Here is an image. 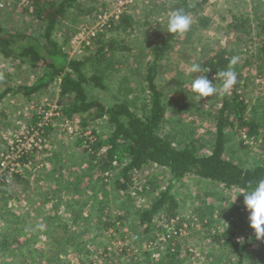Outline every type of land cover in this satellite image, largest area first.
<instances>
[{
  "label": "trees",
  "instance_id": "trees-1",
  "mask_svg": "<svg viewBox=\"0 0 264 264\" xmlns=\"http://www.w3.org/2000/svg\"><path fill=\"white\" fill-rule=\"evenodd\" d=\"M26 1L29 8L27 7L25 11L33 16L34 22L38 24L37 34L6 28L3 25L4 20L0 18V56L5 60L17 61L29 69L39 70V76L31 85L18 86L15 90H7L0 94V100L8 92L29 97L35 93L57 88L56 105L59 107L60 114L77 122L82 129L80 138L72 146L73 149H80L79 154L81 155L71 151L68 155L70 165H76L77 159L78 165L83 167L79 179L85 185L82 190L84 193L89 190L90 192L87 194L92 196L96 184L100 187L99 202H103L108 197V189L112 186L116 195L122 193V196H125L129 201L133 200L132 192L141 194L146 191L155 192L158 186L154 183L155 181H152L153 177L150 181L146 179L142 186H135L131 189L134 177L148 166L166 170L170 177L167 187L151 199L147 207L143 209L137 207L133 213H126V209L121 208L122 211H119V215L116 217V220L120 222L119 226L115 227L117 224L108 223L105 229L107 232L112 228L114 233L125 240L128 233L122 229L126 228L129 230L128 232H132L135 226L142 228L139 233L141 237L139 242L150 243L152 247L148 251L142 252L137 257L133 256L129 261L126 259V261L116 263H111L114 257L109 248H104L100 252L85 249L81 255H85L86 260L91 257L89 264H96L97 259H103L102 264L107 262L111 264H192L189 259L194 257V253L190 249L194 250V246L181 247L177 241V237L185 227L183 220L177 216L175 211L177 208L173 189L175 183L186 177H192L208 181L227 191L240 192V189L254 188L259 180L264 179V160L255 166L245 168L236 164L234 159L227 157L230 148L236 141L238 146L246 148L248 146L244 145V142L251 140L254 145H259L261 152H264V100L257 99L254 104H251L242 97V91L247 87V83L241 71L242 66L238 62L237 54L239 53L235 48L223 45L214 47L210 51L206 49L207 51L201 53L196 60V64L208 71L199 73L189 71L190 85L195 78L205 75L209 80H212L217 89H221L220 100L213 99L216 103L215 112L210 114L209 121H205L211 134L208 140L200 133L196 138L192 137L194 136L193 131H184V126L181 123L176 120L175 124L173 121L170 123L166 116V96L157 85L161 69L168 62L175 46L180 45L184 50H187V46L190 48L203 46L204 42L197 30L209 26L211 19L199 14V10L210 0H200L195 5L190 0H178L173 11L182 9L195 22L194 26L191 25L190 30L183 34L185 37L182 42L183 35L169 34L166 30L164 35L155 37L156 41L148 43L150 44L149 49H146V53L143 52L148 61L143 67L141 87L145 99L141 110L138 111L131 108L130 102H122L113 97L110 98L113 101L112 104L105 105L98 99L92 98L89 89L102 92L112 91L106 85L105 80L112 74V71L119 73L118 70L122 68L123 64L125 67V63L118 65L117 61L119 60L116 57L127 53L128 56L126 55L125 59H128L131 48L126 37L129 38L132 34L137 35L144 28L155 24L157 26L159 24L157 19L149 18L141 23L136 21L129 11H124L117 19L111 18L100 32L89 38L92 40L91 46L82 44L86 52L83 58H75L69 57L65 51L68 38L65 37L59 42L56 35L63 29H65L64 31L70 30L69 21L73 22L78 11L82 12L81 7L86 1ZM260 1L264 3V0ZM90 11L91 8H88L86 12ZM148 11H153V7L151 11L150 9ZM252 21L255 22L254 27L251 25ZM144 32L146 33V31ZM226 32L234 35L235 41L237 40L239 43L245 39L254 40L256 53H254V57L253 54L251 55V59H260L261 63L264 62L263 11H260L254 20L244 15L239 17L232 14L230 22L226 26ZM72 33L69 34L72 35ZM144 40L146 39L144 38ZM143 46L141 47L144 48ZM249 52L250 48L246 47L240 51V54L247 56ZM233 59L236 61L235 64L231 63ZM244 62L249 66L252 63L250 57ZM114 66L117 67L112 70ZM229 68L235 71L237 83L230 89H224L223 80L217 74L220 71L229 70ZM190 110L193 112L194 108H189L188 112ZM101 119L105 120L109 128L106 136L96 135L95 130L91 131L89 137L85 136L87 129L91 126L90 123L93 124ZM38 121L39 119H33L32 126L35 127ZM43 129V136L48 135L51 131L50 126ZM24 161L27 162L28 159H24ZM94 170H97L98 173ZM113 172L115 173L112 175ZM93 173H95V177L92 175ZM106 174L110 175L106 176ZM19 175V173L14 174L11 184L17 181ZM111 176L112 184L109 182ZM73 178L77 180L76 177ZM93 178L96 179L95 184H93ZM207 196L211 198L215 195L208 194ZM40 197H43L42 193H40ZM32 202L35 203L34 200ZM211 207H213L212 204ZM206 215L207 213L200 215V226L204 227L202 240L206 243L204 246L209 245L211 250H209L208 256H205L206 259L215 257L212 254L217 253L216 262L244 264V254L252 242L260 241L261 244H259L264 246V239L259 240L254 235L246 238L245 242L236 241L237 235L234 232L221 230L218 227L213 228L212 223H205L206 221L203 220L210 216ZM87 216L89 218L91 215L88 213ZM163 216L166 219L165 223L162 222L161 225L156 226L154 222L156 217L161 219ZM37 218L39 219L34 224L29 225L23 222L18 227L12 228L11 226L16 225L15 223L19 219L6 217L5 225L7 224L8 227L6 233H0V256L10 257L18 261V264H41L44 260L46 264L53 262L55 264H70L66 261L62 263L59 256L45 257L44 253L48 251L50 254H55V252L60 254L59 251H61L66 254V248L72 247V244H81L77 241L80 240L78 235L68 233L67 223L57 217L55 219L49 217L50 222L45 223V226L41 222V218L39 216ZM134 222L137 225L131 224ZM26 227L32 229H27V231ZM158 237L161 243L159 241L156 243ZM20 239L27 241L23 243ZM163 239L165 242H162ZM13 241L17 243H13ZM35 244L39 245L40 250L31 249ZM158 244L162 246L163 250L158 247L160 246ZM123 248L120 252L121 257L128 253L127 248ZM153 254L159 256V261L153 260ZM223 255L224 258H222ZM126 258L128 257L126 256ZM185 261L187 262L185 263ZM72 264L84 263L76 261ZM207 264L214 263L211 260Z\"/></svg>",
  "mask_w": 264,
  "mask_h": 264
},
{
  "label": "rangeland",
  "instance_id": "rangeland-1",
  "mask_svg": "<svg viewBox=\"0 0 264 264\" xmlns=\"http://www.w3.org/2000/svg\"><path fill=\"white\" fill-rule=\"evenodd\" d=\"M22 1L27 2L26 0H0V18L4 20L3 25L11 30L26 31L27 33L35 32L37 34L38 24L34 22L33 16L26 13L25 10L27 7L25 6V2ZM84 1L86 2L81 7L82 12L78 11V15L73 22H71V19L69 21L71 24L70 30L64 31L65 29H63L62 31L64 32L61 31L62 33L60 32L56 35L59 42L65 37L68 38L65 51L69 57L83 58L86 52L82 44L84 43L86 46L92 45V40L89 38L93 36L88 35L91 32H95L96 35L102 30V26L100 28L97 26L100 23L98 22L99 17H102V24H106L111 20V15H115L119 9L116 5L118 0ZM190 1L195 5L200 0ZM177 2L178 0H149L145 5L150 7L135 4L124 9V11H129L133 14L135 20L138 22L142 23L149 18H153L157 19L159 24L156 26L153 22L155 24L154 26L144 28L137 35L132 34L129 38L126 37L131 48V53L127 60L125 59L126 55L128 56L127 53L126 55L116 57L119 60L117 61L119 62L118 65L125 63V67L123 64L122 68L118 70L120 71L119 73L112 71V74L105 80L106 85L112 91L102 92L89 89V94L92 98L98 99L105 105L112 104L113 101L110 98H118L122 102H130L133 110H141L145 99V95L141 92L143 67L148 61L144 53L150 47L148 43L156 41V36L164 35L166 32L167 17L175 9ZM152 7L153 11H151ZM88 8L94 9V11L86 12ZM149 9L151 12L148 11ZM199 11V14L211 19L208 24L209 26L198 28L199 30H197L200 33L199 36L202 42H204L203 46H197L196 48L187 46L188 51L184 50L180 45L175 46L168 62L161 69L160 79L157 85L166 96V116L170 123L173 121L175 124L174 121L176 120L184 126V131H193L194 136L192 137L196 138L200 133L208 140L211 134L205 121H209L210 114L215 112V100H220L221 89H217V92L214 94L216 96L215 98H211V96L202 98L200 102L193 100L194 94L189 83L190 68L193 64H196V60L200 57L201 53L207 50L210 51L214 47L227 45L230 48H235L239 54L241 50L249 47L250 52L247 56L237 54L238 62L242 66L241 71L247 83V87L242 91V97L251 104H254L257 99L264 100V62L261 63L260 59H251V55L253 54L254 57V53H256L254 40L245 39L239 43L237 40L235 41L236 37L234 35L226 32V26L230 22L232 14L238 15L239 17L244 15L254 20V17L260 11L264 12V3L260 0H210ZM194 24L195 22L192 21L191 25L194 26ZM251 25L254 27L255 22L252 21ZM68 32L73 33L71 35ZM230 35L231 37H229ZM184 37L185 35H183L181 42ZM142 45H144V48L141 47ZM229 47L228 50H230ZM249 57L252 62L250 66L244 62ZM117 66H114L112 70ZM38 76L39 70H32L22 64H16L13 60H0V94L7 90H15L18 87L17 85H30ZM53 92H55V95H53ZM56 93L57 88H54L47 92L35 93L29 97H24L20 94L14 95L13 92H8L3 96L0 100V138L2 139L4 137L5 140L2 139L3 142H0V153L9 146L13 139L24 134L32 127L33 119H37L38 117V109L36 110V108L40 107L43 109L46 107L45 109L50 113H52V110L57 111L59 109L56 105ZM22 101L23 103H21ZM189 108H194V111L191 112L190 110L188 112ZM56 113L50 118L49 125L51 131L45 136L42 146L36 155L30 159V164L23 170L21 169L23 173L27 171L29 181L33 187H37L40 190L42 188L41 193L44 199L33 207L32 204H27L29 201L22 194L18 193L19 191L16 190L15 185L10 189L7 188L3 195H6L7 199L9 198L8 207H10L13 213L19 215L17 218L19 220L17 222L15 221L16 225L11 227H18L23 222L31 224L35 220L33 217H36L38 214L44 226L45 223L50 222V218L55 219L57 217L65 221L68 226V233H76L80 239L77 241L81 244H72V247L65 249L66 254H63L61 251H59L60 254L56 252L55 254H50L48 251L44 253L45 257L49 256L54 258L55 256H59L62 263L66 261V263L72 264L76 261H81L84 264H89L91 257L86 260L85 255H81L85 249L92 252H100L104 248H109L114 257L111 263L126 261V259L129 261L133 256L137 257L142 252L148 251L152 247L151 244L139 242L141 239L139 233L142 228L135 226L136 230L134 229L132 232H128L129 230L126 228L122 229L128 233H126L125 240L114 233L112 228L107 232L105 229L108 223L117 224L115 227L119 226L120 222L116 220V217L119 215L118 212L122 211L121 208L126 209V213H133L137 207L141 209L147 207L151 199L155 198L169 184L170 177L168 171L148 166L134 177V184L131 189L135 186H142L146 179L150 181L152 180L151 177H153L154 180L152 181H155L154 183L158 186V189L153 193L147 191L142 194L132 192L133 200L129 201L125 196H122V193L116 195L112 186L108 189V197L103 202H99L100 187L96 184L92 196L87 194L90 192L89 190H86V193H84L82 190H84L83 187L85 185L79 179L83 167L78 165L77 159L76 165H70L69 153L71 151L80 153V149H73L72 146L80 138L82 129L74 120L67 119L59 112ZM66 121H69V126L73 131L72 133L69 132ZM90 125L85 136L89 137L92 130H95L96 135L98 134L102 137H105L109 132V128L104 119L96 121L93 124L90 123ZM236 143L230 148L227 157L234 159L239 166L250 168L259 164L261 160H264V152L259 150L258 144L254 145L251 140H246L244 145L248 147L243 148ZM200 149L203 150V148ZM52 165L58 168L63 167V171H59V176L57 171L53 174L49 172V167ZM94 171L97 172V170ZM92 175L95 177V173ZM42 177L45 178V181L40 182ZM73 177H76L77 180H74ZM92 180L93 184H95L96 179L93 178ZM109 182H113L112 176L109 177ZM8 185H11V182ZM173 189L177 201L175 211L177 216L183 220V226L185 227L182 229L184 231L177 237V241L181 247L194 246V250L190 249L194 253V257L189 259L192 264H207L211 260L214 264H222V262H216L217 253H211L215 257L205 258L211 250L209 245L207 247L204 246L206 243L202 240L204 227L200 226L201 214L207 213V215H210L203 221H206L205 223H212L211 226L213 228L218 227L221 230L234 232L237 235L235 240L238 242H245L247 241L246 238L254 235L248 226V213L243 206L242 193L227 191L208 181H202L192 177H186L175 183ZM208 194H214L215 196L209 198L207 196ZM90 196L91 198L89 199ZM211 204L213 207L210 208ZM1 206L2 204H0V233L4 234L6 233L5 231L8 225H5L6 215L3 214ZM88 213L91 215L89 218H87ZM164 218L165 216L161 217V219L156 217L154 220L155 225L158 226L162 222L165 223L166 219ZM35 221L37 222L38 220ZM131 224L137 225L136 222ZM27 229L28 227H26ZM26 239H20V241L26 243ZM158 241L161 243L159 237L156 243H159ZM13 243L17 242L13 241ZM259 243L261 244L260 241H254L248 247L247 252L244 254V264H264V246ZM158 247L162 249L161 245ZM36 248L40 250L37 244L31 249L36 250ZM122 248H127L128 253L126 256L128 258L126 256L121 257L120 252ZM225 255L227 256L228 254L226 253ZM152 257L153 260L157 259L159 261L158 255L153 254ZM222 258H224V255ZM29 259L28 262L30 261ZM103 261V259H97L96 264H102ZM0 264H18V261L10 257L0 256ZM41 264H46L45 260ZM52 264H55V262Z\"/></svg>",
  "mask_w": 264,
  "mask_h": 264
},
{
  "label": "clouds",
  "instance_id": "clouds-1",
  "mask_svg": "<svg viewBox=\"0 0 264 264\" xmlns=\"http://www.w3.org/2000/svg\"><path fill=\"white\" fill-rule=\"evenodd\" d=\"M191 24L190 17L182 9H177L168 15L166 30L169 34L183 35L190 30ZM235 62L233 59L231 63L235 64ZM201 71L208 70L202 69L199 64H193L190 68L191 73ZM217 75L223 80L224 89H230L237 83V75L231 68L220 71ZM191 90L194 94L193 100L197 102H200L202 98L213 96L217 92L212 80H209L205 75L198 76L192 81ZM239 191L243 196L244 209L248 213L247 220L251 232L257 239H264V179L259 180L252 189H240Z\"/></svg>",
  "mask_w": 264,
  "mask_h": 264
},
{
  "label": "built area",
  "instance_id": "built-area-1",
  "mask_svg": "<svg viewBox=\"0 0 264 264\" xmlns=\"http://www.w3.org/2000/svg\"><path fill=\"white\" fill-rule=\"evenodd\" d=\"M147 0H118L116 5L119 7L115 15H111V18L117 19L121 13L124 12V9L128 6H133L137 4L145 3ZM25 2V1H22ZM25 6L29 8V4L25 2ZM31 9V8H30ZM31 11V10H30ZM99 28H103L105 24H102V17L98 19ZM88 36H95V32H91ZM44 107L43 109L36 108L39 121L37 122L36 126H32L29 128L24 134L20 135L19 137L13 139L8 147L4 151L0 153V188L5 185L9 184L14 177V174L22 172L27 165L30 164V158L34 157L37 151L42 146L45 135L44 134V127L50 126V118L59 112L52 110V113L48 112ZM60 113V112H59ZM52 114V115H51ZM68 125V130L72 133V129L69 126V121H66ZM103 152V150H102ZM24 159H28L27 162ZM109 174H106L108 176ZM140 189V188H139ZM162 242H165L163 239Z\"/></svg>",
  "mask_w": 264,
  "mask_h": 264
},
{
  "label": "crops",
  "instance_id": "crops-1",
  "mask_svg": "<svg viewBox=\"0 0 264 264\" xmlns=\"http://www.w3.org/2000/svg\"><path fill=\"white\" fill-rule=\"evenodd\" d=\"M94 9H95V7H94ZM91 10H93V9H91ZM94 11V10H93ZM0 60H5L4 58H2L1 56H0ZM16 64H20V63H18L17 61H14ZM21 65V64H20ZM23 65V64H22ZM25 66V65H24ZM34 82V81H33ZM32 82V83H33ZM31 83V84H32ZM30 84V85H31ZM17 86H19V85H17ZM14 95H19V93H14ZM20 95H22V94H20ZM24 97H26V96H24ZM21 100V99H20ZM21 103H23V101L21 102ZM12 126V125H11ZM6 133V132H5ZM1 134V133H0ZM3 134V133H2ZM10 138V137H9ZM2 139L3 140H5L4 139V137H2ZM1 138H0V142L2 143L3 142V140H2ZM58 164H59V161H58ZM61 168L62 167H55L54 165H52L51 167H49V172L51 173V174H53V173H55L56 171L58 172V176H59V171H61ZM20 175H19V178L17 179V181L14 183V184H11V185H7V186H2L1 187V189H0V204H2V212H3V214L4 215H6V217L7 218H9V217H19V215L18 214H16V213H13L12 211H11V209H10V207H8V205H9V198L7 199V197H6V195H3L4 194V192L6 191V189L8 188V189H10V188H12L14 185V187L16 188V190L17 191H19L18 193H20V194H22L24 197H25V199H27V201H29L27 204L28 205H30V204H32V206L34 207L38 202L40 203L41 201H43V199H44V197H40V193H41V190H42V188H41V190L40 189H38L37 187H33V185L31 184V182L29 181V177H28V173H27V171L26 172H20L19 173ZM44 176V175H43ZM55 179V178H54ZM42 181H45V178H43L42 177V180L40 181V182H42ZM11 182H13V181H11ZM24 186H23V185ZM22 188V189H21ZM17 195V194H16ZM32 200H34L35 201V203H33L32 202ZM4 209H5V211H4ZM11 212H10V211ZM39 216V214L38 215H36V217L34 216L33 217V219H35V220H38V217ZM40 217V216H39ZM34 220V221H35ZM45 220H47V218H45ZM33 221V222H34ZM33 222H31V224H34ZM36 222V221H35ZM29 225H30V223H29ZM29 229H32L31 227H29Z\"/></svg>",
  "mask_w": 264,
  "mask_h": 264
}]
</instances>
